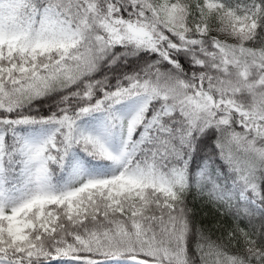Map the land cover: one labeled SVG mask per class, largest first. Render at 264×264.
I'll list each match as a JSON object with an SVG mask.
<instances>
[{"label":"snow or ice","instance_id":"6c2138e0","mask_svg":"<svg viewBox=\"0 0 264 264\" xmlns=\"http://www.w3.org/2000/svg\"><path fill=\"white\" fill-rule=\"evenodd\" d=\"M0 264H264V0H0Z\"/></svg>","mask_w":264,"mask_h":264},{"label":"trees","instance_id":"16d2710c","mask_svg":"<svg viewBox=\"0 0 264 264\" xmlns=\"http://www.w3.org/2000/svg\"><path fill=\"white\" fill-rule=\"evenodd\" d=\"M190 206H192V205L190 204ZM195 206H196V211L199 212L201 216H204L205 219L207 220L208 217L205 216V213L207 212V209H204L203 211H201V206H200L199 201H196L195 202Z\"/></svg>","mask_w":264,"mask_h":264}]
</instances>
